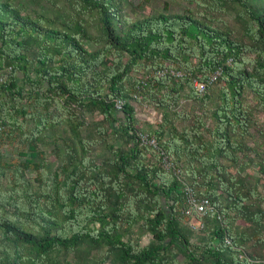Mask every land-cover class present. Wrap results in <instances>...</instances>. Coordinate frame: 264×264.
Instances as JSON below:
<instances>
[{
	"label": "trees",
	"instance_id": "16d2710c",
	"mask_svg": "<svg viewBox=\"0 0 264 264\" xmlns=\"http://www.w3.org/2000/svg\"><path fill=\"white\" fill-rule=\"evenodd\" d=\"M151 1L0 0V264H264V0Z\"/></svg>",
	"mask_w": 264,
	"mask_h": 264
},
{
	"label": "built area",
	"instance_id": "2783aa9c",
	"mask_svg": "<svg viewBox=\"0 0 264 264\" xmlns=\"http://www.w3.org/2000/svg\"><path fill=\"white\" fill-rule=\"evenodd\" d=\"M166 72L167 71H160L157 73V75L162 76ZM172 74L173 75L175 74V76H181L179 73H173L172 72ZM219 75H220V71L216 72L215 75L210 79L209 83H212L216 79V77ZM197 90L199 93H202L204 88L198 87ZM114 105H115V109L117 111H120L123 108L124 101L121 99H116ZM2 130H3V127L0 125V133L2 132ZM139 139H140V142L142 145H147V146H151L153 148H156V143H155L154 139H150L148 137V135L140 134ZM163 161H164L165 167L169 168L170 165L166 161L165 157H164ZM184 196H185L186 204H187L185 215L192 217V219L189 223L190 226L193 229H201L202 225L200 224L199 220L197 219V216L202 217V216H205L206 214H208L212 211V207H211L209 201L207 199L198 198L195 195L194 190L190 186H185Z\"/></svg>",
	"mask_w": 264,
	"mask_h": 264
},
{
	"label": "rangeland",
	"instance_id": "374dc122",
	"mask_svg": "<svg viewBox=\"0 0 264 264\" xmlns=\"http://www.w3.org/2000/svg\"><path fill=\"white\" fill-rule=\"evenodd\" d=\"M22 2H26V0H21ZM142 0H131L132 4L134 7H137L138 4L141 2ZM165 0H152L150 2V4L146 5V7H144V9H142L140 12H136L134 13V7H127L126 11L128 13H130V15L132 16H140L141 13L143 14H148L152 11V9H158L161 10L163 7V2ZM170 2V11L172 12H179L182 13L183 10L185 9V7H187V4L178 0H166ZM29 7H34V6H29ZM38 11H41L42 13H44L45 15H51V8L47 5H42L40 6V8H37ZM142 14V15H143ZM89 48L90 45H87ZM187 103L182 102V106H180V108L184 107ZM188 108V107H186ZM135 110H136V115L138 117V119H140L142 122L144 121H150L153 123H156L159 121L160 119V114L157 113L156 111H154L150 106L148 107L145 103H142L141 105L137 104L135 105ZM257 118H259L261 121L264 120V115H260V116H256ZM263 193H264V188L262 189ZM148 242V238H144L141 242L142 245H145Z\"/></svg>",
	"mask_w": 264,
	"mask_h": 264
}]
</instances>
